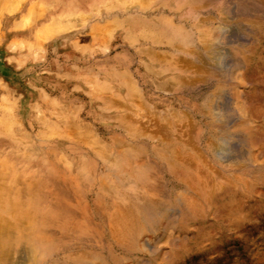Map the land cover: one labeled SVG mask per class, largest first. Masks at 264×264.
Segmentation results:
<instances>
[{"label": "clouds", "instance_id": "obj_1", "mask_svg": "<svg viewBox=\"0 0 264 264\" xmlns=\"http://www.w3.org/2000/svg\"><path fill=\"white\" fill-rule=\"evenodd\" d=\"M22 3L0 18V264L69 259L61 229L100 205L131 217H117L112 259L165 264L195 235L183 232L199 221L193 200L222 167L188 81L204 40L194 0Z\"/></svg>", "mask_w": 264, "mask_h": 264}, {"label": "rangeland", "instance_id": "obj_2", "mask_svg": "<svg viewBox=\"0 0 264 264\" xmlns=\"http://www.w3.org/2000/svg\"><path fill=\"white\" fill-rule=\"evenodd\" d=\"M258 1L194 0L205 36L194 59L186 62L188 81L201 105L203 143L222 167L212 171L209 191L193 200L199 221L189 222L183 232L195 235L165 264L185 259L190 264H264V1ZM5 3L25 6L22 0H0V18ZM8 47L15 53L24 46L13 42ZM7 59L21 70L27 56ZM38 91L47 99L43 88ZM117 217L123 222L131 219L126 211L103 205L87 215H74L57 237L63 242L60 255L70 257L60 264H81L71 259L80 253L89 254L82 264H129L110 255L113 249L123 255L114 243L123 232ZM94 251H102L106 260L92 258Z\"/></svg>", "mask_w": 264, "mask_h": 264}, {"label": "bare ground", "instance_id": "obj_3", "mask_svg": "<svg viewBox=\"0 0 264 264\" xmlns=\"http://www.w3.org/2000/svg\"><path fill=\"white\" fill-rule=\"evenodd\" d=\"M243 1V0H242ZM257 1V0H256ZM260 1V0H259ZM258 1V2H259ZM264 1V0H263ZM250 2V1H249ZM260 3V2H259ZM263 4H264V2H262ZM264 6V5H263ZM9 9H11V8H9ZM202 33V35H204L205 36V33H203V32H201Z\"/></svg>", "mask_w": 264, "mask_h": 264}]
</instances>
